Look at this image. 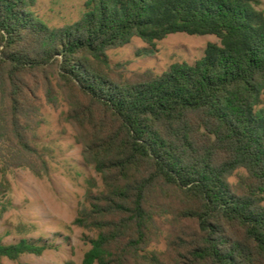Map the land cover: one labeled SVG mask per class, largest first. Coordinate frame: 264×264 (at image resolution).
Instances as JSON below:
<instances>
[{
	"label": "trees",
	"instance_id": "16d2710c",
	"mask_svg": "<svg viewBox=\"0 0 264 264\" xmlns=\"http://www.w3.org/2000/svg\"><path fill=\"white\" fill-rule=\"evenodd\" d=\"M37 0H0V191L45 168L40 92L74 128L88 180L73 225L94 233L83 264H264V14L254 0H86L49 26ZM213 35L193 63L134 78L107 51L139 38ZM43 167V168H42ZM164 236L165 249L150 248ZM25 238L0 259L41 255Z\"/></svg>",
	"mask_w": 264,
	"mask_h": 264
},
{
	"label": "rangeland",
	"instance_id": "374dc122",
	"mask_svg": "<svg viewBox=\"0 0 264 264\" xmlns=\"http://www.w3.org/2000/svg\"><path fill=\"white\" fill-rule=\"evenodd\" d=\"M85 1L37 0L33 8L49 26L58 27L77 20ZM254 7L264 14V0H254ZM209 42L218 40L213 35L174 33L145 53L150 46L133 38L108 50L107 56L115 73L126 78L159 75L174 63H193L203 56ZM39 95L40 122L34 143L45 168L40 175L27 167L5 173L7 182L0 191V239L12 244L25 238L49 247L41 255L22 254L16 260L2 257L0 264H83L88 239L94 233L73 225V220L85 204L88 180L95 178L101 185L100 179L83 159L74 128L63 120L67 110L63 95L59 93L55 104L48 103L43 92ZM150 248L164 250V236Z\"/></svg>",
	"mask_w": 264,
	"mask_h": 264
}]
</instances>
